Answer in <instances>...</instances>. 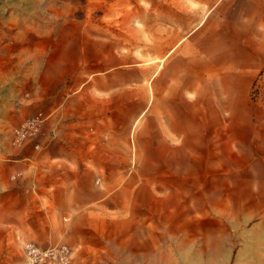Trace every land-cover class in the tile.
<instances>
[{
	"label": "rangeland",
	"instance_id": "374dc122",
	"mask_svg": "<svg viewBox=\"0 0 264 264\" xmlns=\"http://www.w3.org/2000/svg\"><path fill=\"white\" fill-rule=\"evenodd\" d=\"M213 4L215 0H0V180L8 178L11 149L24 152L12 146V132L30 111L49 116L41 149H29L31 164L37 166L35 162L41 161L42 166L54 168L59 163L55 159L60 146L56 143L58 105L68 102L74 89L102 81L112 85L111 95L119 83L126 82L128 100L134 99L135 90L147 86L166 52L174 46L180 49L183 37L198 32L196 27L207 11L214 15ZM103 68L107 73L102 74ZM246 68L252 70L245 97L252 103L254 129L249 140L240 138L238 153L245 160L239 159L238 164L250 168L236 178L255 182L264 180V57L240 64V73ZM244 80L240 75V89ZM44 89L43 107L26 102L29 95L38 99ZM241 92L240 134L246 114ZM218 110L224 120L217 127L225 132L229 115ZM128 120L131 129L134 117L128 116ZM141 124L132 123L133 130L127 132L129 163L115 174L122 184L127 183L121 199L116 195L123 185L120 188L112 181V173L110 185H101L99 196L95 191L96 200L104 197L91 204L82 198L71 215L64 214L58 203H45L41 226H46L47 232L40 233H23L22 226L8 217L7 206L0 203V264H32L26 255L28 245L42 252L66 246L68 254L63 261L67 264H264V209L247 219L199 217V188L187 185L199 179V166H186L180 154H176L169 176L166 166L159 171L156 166H136L139 153L134 129ZM211 125L208 122L207 130ZM110 139L117 149L113 133ZM98 141L92 148L97 156ZM220 141L206 142L210 146ZM180 142L174 140L176 146ZM65 146L71 149L70 138ZM42 154L45 159L39 158ZM78 168V173L89 170L78 176L84 183L97 182L92 173L88 177L92 166ZM74 171L70 169L72 174ZM94 173L96 177L103 171L95 169ZM56 174L47 171L42 177L44 184H58ZM15 175L10 176L11 181H16L12 179ZM260 199L264 201V192ZM213 203L207 202L208 210L214 211ZM32 209L31 213L38 214L37 206ZM79 216L82 219H73ZM87 218L94 219L97 228L93 233L86 227ZM35 219L30 220L32 226H39Z\"/></svg>",
	"mask_w": 264,
	"mask_h": 264
},
{
	"label": "crops",
	"instance_id": "0c3cea01",
	"mask_svg": "<svg viewBox=\"0 0 264 264\" xmlns=\"http://www.w3.org/2000/svg\"><path fill=\"white\" fill-rule=\"evenodd\" d=\"M210 9H215L214 15L209 16L207 11L196 27L198 32L193 30L183 37L180 49L176 50L174 46L166 52L163 63L152 72L147 86L141 90L136 87L134 99L128 100L126 82L119 83L117 92L111 95L112 85L102 81L74 89L68 102L62 101L58 105L55 119L57 126L60 124L56 134V143L60 144L55 157L59 160L57 166H42L41 161L32 166V152L20 153L11 149L8 159L11 164L6 166L8 178L0 180V203L7 206L8 217L22 226L23 233L29 230L47 232L46 226H41L47 202L58 203L57 207L64 214L71 215L82 198L91 204L104 197L96 200L95 194L100 195L101 185H110L112 173V181L120 188L123 185L116 195L121 199L127 183L125 180L122 184L115 174L128 166L127 132L133 130L132 123L134 126L137 122L143 125L134 129L137 155L139 153L136 166H156V171L166 166L169 176L174 171L176 154L183 155L186 166H199V179L187 184L199 188V217L247 219L260 215L264 209V201L260 199L264 180L253 182L236 176L250 168L238 164L239 159L245 160L239 157L238 147L240 138L249 140L251 129H254L252 103L245 97L252 70L246 68L240 73V64L264 57V0H215ZM204 43L210 44L204 46ZM107 71L103 68L102 74ZM240 75L246 81L241 89ZM45 91L41 90L38 99L29 95L26 102L43 107ZM240 91L244 96L241 105L246 111L242 134L238 114ZM49 94L52 96L53 92ZM218 108L229 115L225 120L229 124L225 132L217 127L224 120ZM31 113L35 111L28 115ZM128 116L134 117L131 129L128 128ZM208 122L212 124L209 130ZM111 132L118 140L117 149L110 139ZM67 138L71 140L70 150L65 146ZM176 138L181 141L179 146L174 144ZM217 138L220 143L209 142L210 146H207V140ZM97 139L98 156L92 149ZM261 154L259 161L263 159ZM44 156L38 155L39 158ZM69 166L75 170L74 174ZM79 166H92V172L87 175L90 177L92 173L97 182L84 183L83 178H78L89 171L82 169L78 173ZM95 169L103 174L96 173L95 177ZM52 170L57 172L58 184L51 183L48 187L42 177ZM19 173L21 176L16 181L10 180V176ZM51 189L55 190L47 195ZM208 196H212L209 201ZM188 198L190 201L191 196ZM207 202H214V211L207 209ZM69 203L72 206H68ZM36 206L38 214L31 213ZM34 217L39 226H32L30 220ZM73 219L78 221L82 217ZM87 220L86 227L93 233L97 228L94 219ZM26 222L31 229L29 225L26 229Z\"/></svg>",
	"mask_w": 264,
	"mask_h": 264
},
{
	"label": "built area",
	"instance_id": "2783aa9c",
	"mask_svg": "<svg viewBox=\"0 0 264 264\" xmlns=\"http://www.w3.org/2000/svg\"><path fill=\"white\" fill-rule=\"evenodd\" d=\"M49 116L43 111H37L22 118L18 127L12 132L11 144L21 150H40L44 141V127ZM21 173L16 174L12 179L16 180ZM68 254L66 246L46 249L45 252L37 250L33 245L26 247V255L32 264H67L63 261Z\"/></svg>",
	"mask_w": 264,
	"mask_h": 264
},
{
	"label": "trees",
	"instance_id": "16d2710c",
	"mask_svg": "<svg viewBox=\"0 0 264 264\" xmlns=\"http://www.w3.org/2000/svg\"><path fill=\"white\" fill-rule=\"evenodd\" d=\"M253 87L255 88V83L253 84Z\"/></svg>",
	"mask_w": 264,
	"mask_h": 264
}]
</instances>
